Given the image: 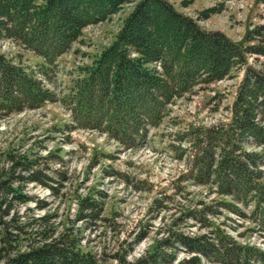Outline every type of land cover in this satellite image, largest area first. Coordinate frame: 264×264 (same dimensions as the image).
Wrapping results in <instances>:
<instances>
[{
    "label": "rangeland",
    "instance_id": "1",
    "mask_svg": "<svg viewBox=\"0 0 264 264\" xmlns=\"http://www.w3.org/2000/svg\"><path fill=\"white\" fill-rule=\"evenodd\" d=\"M169 1L203 28L222 31L235 41L243 42L250 30L264 24L261 0ZM136 2L85 27L81 38L53 64L14 38L0 37V53L34 72L56 95L54 101L37 109L8 114L0 110V182L9 175L5 172L11 165L10 156L25 153L36 161L34 169L46 183L15 180L19 175L28 176L26 172L9 175L14 183L4 188L0 185V195L10 188L15 189L14 195L19 190L30 200L22 203L15 196L11 200L12 193L6 201L0 198L4 201L0 221H9L10 217L1 215L10 204L20 221L34 222L29 226L34 232L46 225L56 233L66 228L77 230L82 249L92 251L101 264H136L152 253H161L164 260L158 264H192L197 253L175 240L180 235L207 237L213 242L226 235L264 250V216L254 214V202L242 203L221 194L214 182L201 185L185 175L195 135L231 122L247 65L175 99L167 106L161 124L151 127L138 146L127 148L97 129L74 124L68 106L73 86L116 39ZM206 9H211L208 17L202 14ZM248 63L264 72V55H248ZM261 124L264 127V118ZM247 141L240 144L241 152L254 158L253 179L259 177L263 183L264 142ZM86 198L100 207L83 219ZM19 244L21 250L27 248L25 241ZM197 256L198 264H224ZM251 262L264 264V260Z\"/></svg>",
    "mask_w": 264,
    "mask_h": 264
},
{
    "label": "trees",
    "instance_id": "2",
    "mask_svg": "<svg viewBox=\"0 0 264 264\" xmlns=\"http://www.w3.org/2000/svg\"><path fill=\"white\" fill-rule=\"evenodd\" d=\"M132 2L136 4L116 39L72 88L68 106L74 124L97 129L127 148L138 146L151 127L161 124L167 106L175 99L247 65L231 122L195 135L185 175L201 185L214 182L221 194L242 203L254 202V214L264 216V182L260 183L259 177L253 179L257 163L250 153L241 152L240 145L252 138L259 144L264 142V72L250 66L247 57L264 55V24L250 30L240 42L222 31L203 28L169 0H0V37L14 38L53 64L81 38L85 27L106 20ZM210 12L206 9L202 14L208 17ZM55 96L34 72L0 53V110L8 114L37 109L54 101ZM9 161L5 174L26 172L28 176L19 175L15 180L46 185L28 154L10 156ZM9 175L0 182L3 188L14 183ZM14 190L6 188L0 198L7 199ZM253 193L257 198L253 199ZM14 196L22 203L30 200L19 190L11 200ZM83 203V219L100 207L89 198ZM12 211L10 204L2 210L1 217L10 219L0 221V226L6 227L0 229L1 264H101L92 251L82 249L77 230L66 228L56 233L46 225L34 232L29 229L34 222L20 221ZM174 238L190 252L224 264L264 260L263 249L226 235L216 238L217 242L207 237ZM22 241L27 243L25 250L20 249ZM197 254L192 264L199 263ZM161 256L152 253L136 264H158L164 260Z\"/></svg>",
    "mask_w": 264,
    "mask_h": 264
}]
</instances>
